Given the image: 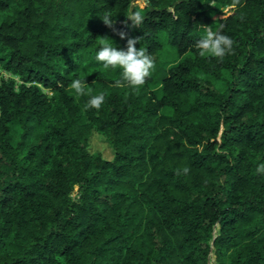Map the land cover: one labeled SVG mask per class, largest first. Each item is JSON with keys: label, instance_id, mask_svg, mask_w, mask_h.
<instances>
[{"label": "trees", "instance_id": "16d2710c", "mask_svg": "<svg viewBox=\"0 0 264 264\" xmlns=\"http://www.w3.org/2000/svg\"><path fill=\"white\" fill-rule=\"evenodd\" d=\"M232 5L0 0V264H264V0ZM221 24L235 54L201 58ZM118 32L155 57L138 91L95 59L98 37L127 50ZM82 76L99 110L69 90Z\"/></svg>", "mask_w": 264, "mask_h": 264}, {"label": "clouds", "instance_id": "9594fccd", "mask_svg": "<svg viewBox=\"0 0 264 264\" xmlns=\"http://www.w3.org/2000/svg\"><path fill=\"white\" fill-rule=\"evenodd\" d=\"M240 0H233V7L238 5ZM103 23L115 30V18L110 12H105L100 17ZM133 28H139L143 23L144 17L141 11H134L128 17ZM243 20V16H241ZM127 26V24H126ZM204 30V35L196 42L195 47L201 58L214 57L223 60L228 55H234L235 41L228 35L223 34L224 25L221 24L217 30H213L212 26L201 25ZM121 39H127V50H118L114 42L107 37H98L96 40L101 46L96 54L95 59L102 63L105 69H121L120 77L115 80L111 87L128 88L133 91H138L148 78L151 77L152 71L155 68V57L148 52L147 49L136 45L140 44V37L129 38L125 32L117 33ZM69 90L74 91L77 97L89 96V100L84 105V111L89 109L99 110L106 101L107 93L99 92L92 94V87L86 83L85 77L73 79L69 84ZM257 173L264 174V163L260 164ZM190 168L185 166L182 169L176 170V175H188Z\"/></svg>", "mask_w": 264, "mask_h": 264}, {"label": "rangeland", "instance_id": "374dc122", "mask_svg": "<svg viewBox=\"0 0 264 264\" xmlns=\"http://www.w3.org/2000/svg\"><path fill=\"white\" fill-rule=\"evenodd\" d=\"M133 5H137L141 8H144L146 7V0H133ZM10 12L11 11L0 12V17H3L9 14ZM2 74H3V78L5 79L13 77L9 73L3 72ZM90 151L93 154H100L106 160H111L114 157V151L110 147V145L106 142V138L103 135L97 133L96 131L93 132L90 141ZM209 264H216L213 254H211L210 256Z\"/></svg>", "mask_w": 264, "mask_h": 264}]
</instances>
